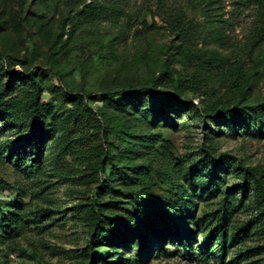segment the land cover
I'll use <instances>...</instances> for the list:
<instances>
[{
    "label": "rangeland",
    "instance_id": "rangeland-1",
    "mask_svg": "<svg viewBox=\"0 0 264 264\" xmlns=\"http://www.w3.org/2000/svg\"><path fill=\"white\" fill-rule=\"evenodd\" d=\"M256 1L0 0V264H264V207L239 167L264 170ZM149 198L186 239H152ZM122 222L134 239L108 246Z\"/></svg>",
    "mask_w": 264,
    "mask_h": 264
},
{
    "label": "trees",
    "instance_id": "trees-1",
    "mask_svg": "<svg viewBox=\"0 0 264 264\" xmlns=\"http://www.w3.org/2000/svg\"><path fill=\"white\" fill-rule=\"evenodd\" d=\"M257 2L256 0H236V4L241 7H247L250 6V4H255ZM43 93V87L41 83L35 82L34 83V90L32 92L31 99L29 101V108H30V119L32 122H37L39 117V111H40V102H41V96ZM144 93V90H141V94ZM154 93L156 95L162 96L167 103H179L180 105H185V102H180L179 98L171 93H165L161 90H155ZM222 119L227 120L231 126H237L242 122V115L239 113H234L230 115L229 113L222 112ZM46 137H40L39 140H42L44 142ZM32 141V140H31ZM38 155L40 154L39 149H37ZM226 155L221 156L219 160H217V167L223 168L225 165L221 164V162L225 161ZM241 170L243 171L242 176V183L246 186V188L250 187L252 184L254 185L259 197L261 198L262 205L264 207V170H260L257 168H249V167H243L242 165L239 166ZM141 207L144 209V214L146 215V219L142 217V214L140 216V222L143 226H146L152 230L155 228L159 230L158 233L155 234V237L152 239L157 238L159 241H164L165 237L160 236L163 232H173L176 231V236H173L174 238H179L180 240L186 239L188 236L184 235L182 233V229L176 224L175 221L169 222L167 220V216L165 211L161 210L159 201L153 200L151 198L147 200L141 201ZM140 210H138V213ZM93 213L95 218L100 224V219L97 218L96 211L93 210ZM187 212H183L182 214H185ZM13 218H7L5 219V223L9 226L10 230L15 236H19L22 230V226L19 220V215L14 214ZM158 221H160V224H158ZM99 228V227H98ZM135 226L130 225L128 226L127 223L122 222L120 225H117L112 233H109L105 237H103V242L108 243V246H123L125 244H130L132 240L134 239L135 234ZM189 231L188 235H190ZM145 238L143 241H141V244L143 247L146 248L150 241H146L147 237L142 235V238ZM186 248H189V244H185ZM141 254H143V251H141ZM103 255L101 253H98L95 257L91 259L90 264H100L105 261V258L102 257Z\"/></svg>",
    "mask_w": 264,
    "mask_h": 264
}]
</instances>
